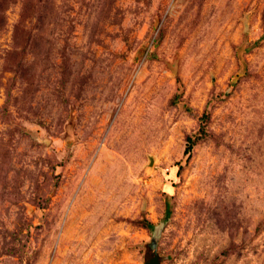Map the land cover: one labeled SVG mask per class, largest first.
I'll list each match as a JSON object with an SVG mask.
<instances>
[{"label": "rangeland", "instance_id": "rangeland-1", "mask_svg": "<svg viewBox=\"0 0 264 264\" xmlns=\"http://www.w3.org/2000/svg\"><path fill=\"white\" fill-rule=\"evenodd\" d=\"M153 234L264 264V0H0V264H146Z\"/></svg>", "mask_w": 264, "mask_h": 264}, {"label": "trees", "instance_id": "trees-1", "mask_svg": "<svg viewBox=\"0 0 264 264\" xmlns=\"http://www.w3.org/2000/svg\"><path fill=\"white\" fill-rule=\"evenodd\" d=\"M208 119V113L205 111L203 112V114L200 116V128H199V134L197 135H189L186 137V142H187V146L185 148V153L187 154L188 152H190L191 148L193 147V145L200 140L206 133L205 131V125ZM201 133V134H200ZM182 166L179 165V169L178 172L181 170ZM164 206H165V215L168 216L170 211H171V203L169 201V198H165L164 201ZM138 224H140L141 226L147 228V229H152L154 228V224L146 219V218H142L137 220Z\"/></svg>", "mask_w": 264, "mask_h": 264}, {"label": "water", "instance_id": "water-1", "mask_svg": "<svg viewBox=\"0 0 264 264\" xmlns=\"http://www.w3.org/2000/svg\"><path fill=\"white\" fill-rule=\"evenodd\" d=\"M147 247L151 250L152 256L145 262L146 264H159V255L157 252V236L153 234Z\"/></svg>", "mask_w": 264, "mask_h": 264}]
</instances>
